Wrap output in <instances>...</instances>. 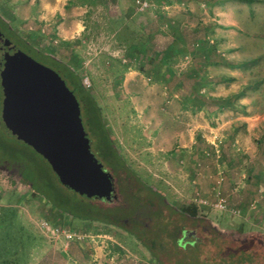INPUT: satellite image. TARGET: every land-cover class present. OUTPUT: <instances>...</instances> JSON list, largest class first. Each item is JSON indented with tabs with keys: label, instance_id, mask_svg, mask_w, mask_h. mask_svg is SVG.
<instances>
[{
	"label": "rangeland",
	"instance_id": "374dc122",
	"mask_svg": "<svg viewBox=\"0 0 264 264\" xmlns=\"http://www.w3.org/2000/svg\"><path fill=\"white\" fill-rule=\"evenodd\" d=\"M38 1L0 0V21L5 26L0 24V47L15 45L13 39L18 38L40 54L69 63L80 80H88L86 88L99 126H92L80 111L79 118L89 152L114 180L119 200L126 202L129 191L149 197L155 209L151 217L166 218L173 239L180 238L184 229L192 232L181 242L202 243L200 259L207 264L214 257L217 238L224 240V249H244L264 264V203L258 206V223L247 218L248 203L264 195V184L238 185L230 206L238 214L204 207L196 208L193 218L181 212L191 206L195 195L226 204L227 196L220 189L213 193V187L223 181L225 160L240 171L232 170V176L242 172L245 178L249 171L247 156L231 155L238 152L230 149L233 140L229 143L227 137L209 131L210 139L204 138V128L206 124L217 127L221 120L243 112L239 105L247 100L234 96L241 90H246V99L264 100V0H148L149 7L141 13H136L133 0H67L70 8L65 13L84 27L83 37L69 41L68 48L58 41L46 48L37 45L38 39L49 44V34L40 27V39L36 26L50 22L37 18ZM74 5L76 10L71 9ZM16 7L18 15L13 13ZM58 21L55 16L52 22ZM125 74L129 91L115 89L114 81L121 84ZM67 87L78 100L75 90ZM108 99L113 105H100ZM107 111L118 112L117 130ZM189 111L192 118L186 114ZM192 126L194 132L204 134L191 135ZM256 136L253 142L259 140L264 150V139H258L257 132ZM113 152L123 163L114 172L107 164L114 161L115 156H109ZM45 196L77 212L95 211V202L102 199L87 198L61 185L39 154L0 129V232L1 227L16 229L23 239L19 245L1 249L0 264H110L106 257H111L110 246L116 243L129 253L114 254L112 264H157L146 238L137 237L134 228L116 216L121 208L98 202L112 219L107 224L62 213ZM45 222L56 235L41 229Z\"/></svg>",
	"mask_w": 264,
	"mask_h": 264
},
{
	"label": "water",
	"instance_id": "95a60500",
	"mask_svg": "<svg viewBox=\"0 0 264 264\" xmlns=\"http://www.w3.org/2000/svg\"><path fill=\"white\" fill-rule=\"evenodd\" d=\"M0 90V129L39 154L61 185L108 200L110 177L89 152L77 102L59 76L16 45L5 44Z\"/></svg>",
	"mask_w": 264,
	"mask_h": 264
},
{
	"label": "crops",
	"instance_id": "0c3cea01",
	"mask_svg": "<svg viewBox=\"0 0 264 264\" xmlns=\"http://www.w3.org/2000/svg\"><path fill=\"white\" fill-rule=\"evenodd\" d=\"M66 1L67 0H39L37 2V7L35 8V12H37L38 14L37 18L46 19V21L48 20L50 21V22H47V24H44V22H39V25L36 26L37 28L36 34L38 35V37L40 36V34H38V32L40 33V30H41L40 27H44L46 31L45 34H47V32L49 34V36L47 37L49 44H47L43 40L39 42V39H38L37 45H39V47L46 48V45L52 46L53 44L56 43V41H58L59 43L61 42V44L65 45V47L68 48L70 45L68 43L69 41H72L75 38L77 39L78 37H83L82 34L84 31V27L82 25V22H78L74 18L72 19L70 15H67L65 13V11L70 8L68 7ZM71 9L76 10V6L74 5L73 7H71ZM19 12L23 13L21 9L19 10ZM13 13H15V15H18L17 7L15 9V12L13 10ZM55 16H58L59 18L58 22H52ZM61 63H63L67 67H70V64L65 61ZM105 72L109 73V70L105 68ZM236 74H240V72ZM233 81L234 80L232 81L230 80V82H233ZM93 83L95 84L94 81ZM114 83L115 84H113V87L115 89L122 87L123 88L122 90L129 91V85H130L129 78L126 74H125V78H123V80L121 81V84H120V81H114ZM256 91H257L256 89H253V92H256ZM250 92H251V89H249V93ZM98 95L99 97L101 95L99 94V91H98ZM234 96L238 97V100L241 98L244 101L247 100L244 103L241 101V104L239 105L240 108L243 109V112L240 113L239 111H237L233 117H230L228 119L225 118L223 121L221 120L220 123H218L217 127H212V126L210 127L209 125L206 124L205 126L206 128H204V133L209 131L211 133H214L215 136L227 137L229 139V143H231L233 140L231 145L233 144L234 147L230 149L233 151L238 150V152L232 154L230 150L232 156H236L241 152L242 156H247L250 159L249 162L251 164L249 166V171H248L250 172V174L246 172L245 178L242 172H241V175L239 174L240 171L238 167L234 165V163L231 164V160H228V161L225 160L227 164L225 166L226 168L225 167L223 168L224 169L223 170V173H224L223 181L221 180L222 182L218 183L219 188L213 187V193L217 194L219 191L218 189H220L222 196L223 194H225L228 197V198L227 197L225 198V200H227L225 206L228 211L232 209L234 210V208L230 206H233V203H231V200H233V197L238 194V191H239L238 185L242 183V184H247L248 186L249 185L251 186L253 184L256 185L257 182L261 183L262 185L264 184V150L259 145V140L256 142H253L254 139L257 138L256 132L257 134H260V137H258V139H264V100H261V97H259L258 100H253L251 97L246 99V90H241L237 92V94ZM100 105L109 106V105H113V102L112 100L108 99L105 102L104 101L101 102ZM190 105L192 106V101L190 102ZM234 107L236 108V105ZM188 109L194 110L193 107L191 108L188 107ZM222 109L225 110L226 108L222 106ZM188 113L186 112V114L189 115L190 118L194 116L191 111H189ZM108 115L111 120L113 130H117L118 126L115 124L116 121H114V119L115 117H117L118 112L114 111V115L111 114V112H108ZM224 116L226 117V115ZM215 129L217 131H214ZM225 129L227 132L222 133L221 130H225ZM195 130H196L195 126H192L191 129L189 130L190 134L191 135L196 134L199 136L204 134V133H201L200 130L194 132ZM207 133L205 136L204 135L203 136L204 138L207 137L208 139H210V135L207 136ZM221 167H222V164H221ZM239 167H243V166H239ZM247 168L248 167H244V170H246ZM234 169L237 172H239L238 176H236L237 172L234 174V176H232V174L234 173V171L232 170ZM254 170H255V175L252 173ZM263 203H264V195H257L256 197L254 196V199H251V201H249L248 203V206L250 207L249 208L247 207V212H248L247 214H249L247 218L248 219L251 218L252 220H255V218L259 217L260 214L258 215L259 213L258 206L259 204L261 205ZM196 208H199V207H196ZM256 221L257 220H255V222ZM176 240L177 239H175V241ZM110 247H111L110 250H112L111 257L107 258L105 256L106 259H108L107 260L108 263L111 262L110 264H112V262L114 261V258L116 257L114 256V254L120 257L123 255L124 257L125 254L123 253V251H126L127 253H129L127 249H124L123 246L118 243H116V247L112 245ZM96 257L98 258L99 254H97Z\"/></svg>",
	"mask_w": 264,
	"mask_h": 264
},
{
	"label": "trees",
	"instance_id": "16d2710c",
	"mask_svg": "<svg viewBox=\"0 0 264 264\" xmlns=\"http://www.w3.org/2000/svg\"><path fill=\"white\" fill-rule=\"evenodd\" d=\"M110 2L113 3L114 0H110ZM136 13L138 12L136 11ZM0 24L4 26L1 21ZM13 42V44H15L21 52L27 54L30 58L33 59L32 56H35L41 61L50 63L51 66L55 68V70H51L54 71L59 76V78H61L64 85L66 87L69 86L70 88L75 90L78 100L76 99V97L75 99L78 103L80 114L84 116L85 113V115L87 116L86 118L90 122L92 121L91 125L97 128L98 123L94 116V105L92 99L89 95V92L87 91V88H84L80 83L81 80L79 79L78 75L60 61L55 60L48 55L40 54L36 50H33V48L28 46L20 39L14 38ZM90 130L92 131L93 127H91ZM108 147L110 146L108 145ZM109 156H115V158H113L114 161H110L107 163L111 171L114 172L119 167L122 168L123 163L117 153L113 152V154ZM32 186L33 184L31 185V187ZM45 200L52 207L58 209L62 213L76 215L81 219H91L111 224L112 219L109 218L108 215H105L100 208L97 209V213L92 210L91 212L88 210L77 212L76 209H73L72 206H67V208H65L60 203H58L54 199L52 200L48 196ZM190 205V207H184L181 212L183 215L193 218L196 216L197 209L194 204ZM153 221H158V224L152 226L149 229V234L152 233L153 239L146 245V247L157 264H163V262L167 264H207L206 261L200 259V256L202 254V243H198L195 241L181 242L179 239L175 241V239H173V237L170 236L169 233H167L166 227L168 226V222L166 218L161 215H157L155 216ZM0 233V251L1 249L6 248L9 245H19L21 243V240H23L22 234L18 230L16 231V229H3V227H1ZM217 242L218 244L215 245L216 249L214 252V257L212 259L209 258L210 264H259L257 263L256 255L252 253H250V255L249 253H246V250L241 248L224 249V240L221 238H217Z\"/></svg>",
	"mask_w": 264,
	"mask_h": 264
},
{
	"label": "flooded vegetation",
	"instance_id": "af4514ba",
	"mask_svg": "<svg viewBox=\"0 0 264 264\" xmlns=\"http://www.w3.org/2000/svg\"><path fill=\"white\" fill-rule=\"evenodd\" d=\"M113 181L111 182V184L113 183ZM118 197V190H116L113 183L110 198L108 200L100 199L99 201H96L95 204L97 205V207L94 212H97V209L101 208L98 205V202L102 201L110 203V206L112 207L121 208L120 213L116 214L118 219L125 225H127L128 228H134V230L132 231L133 234H135L137 237L142 236V238H146L148 244L153 239L152 233L149 234V229L152 226L158 224V221H153L155 216L151 217L154 214L155 209L149 205V197L145 198L131 191H129L127 195L128 200H126V202L120 201ZM180 234L182 236L180 238H177V240L179 239L180 241L184 238V236H193L192 232H188L185 229L180 231Z\"/></svg>",
	"mask_w": 264,
	"mask_h": 264
},
{
	"label": "built area",
	"instance_id": "2783aa9c",
	"mask_svg": "<svg viewBox=\"0 0 264 264\" xmlns=\"http://www.w3.org/2000/svg\"><path fill=\"white\" fill-rule=\"evenodd\" d=\"M134 2V8L135 11L137 12H143L145 11L149 6H148V0H133ZM81 84L84 88H88L90 86V83L88 82V80L86 78H84L83 80L81 79ZM205 155H207V153L205 152ZM221 179H219L217 181V183L220 181ZM191 203L194 204L196 207H204V208H209L211 210H215V211H228L226 206H225V202L222 199H217L215 202H209L208 200L199 197L198 195L193 196L191 198ZM231 212L233 214H238V211H234L231 210ZM41 229H43L46 232H49L51 235H56L57 231L51 229L48 224L42 223L41 224ZM49 234V235H50Z\"/></svg>",
	"mask_w": 264,
	"mask_h": 264
}]
</instances>
